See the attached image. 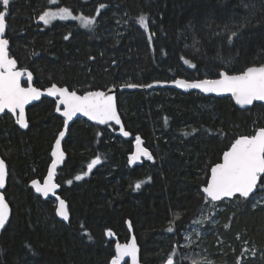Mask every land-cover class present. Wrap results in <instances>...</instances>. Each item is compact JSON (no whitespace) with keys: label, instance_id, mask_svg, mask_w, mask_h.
Returning a JSON list of instances; mask_svg holds the SVG:
<instances>
[{"label":"trees","instance_id":"obj_1","mask_svg":"<svg viewBox=\"0 0 264 264\" xmlns=\"http://www.w3.org/2000/svg\"><path fill=\"white\" fill-rule=\"evenodd\" d=\"M101 4L105 7L97 13ZM59 8L73 16H95L96 23L89 30L78 20L49 26L38 20L43 11ZM8 10L10 57L33 73L38 88L56 84L83 94L176 78L214 79L224 62L230 73L264 63V0H15ZM142 14L148 31L137 23ZM237 29L239 36L229 44L228 35ZM116 97L128 141L115 135L112 125L78 120L69 128L67 158L56 174L68 224L56 218L52 201H42L29 188L30 181L45 176L52 142L62 128L52 112L54 102L42 99L29 107L27 132L2 117L0 155L8 171L4 196L11 218L0 236V264H110L115 242L106 233L124 243L126 223L143 264H165L170 256L174 264H189L181 262L178 247L208 203L201 191L210 166L236 138L264 128V105L240 111L230 98L170 89L118 92ZM137 136L153 160L129 166ZM97 157L100 163L90 172L87 166ZM260 188L264 183L257 193ZM250 200L234 197V207L226 206L219 217L217 235L201 243L213 264H224L218 257L248 239L261 258L239 264H264V207L251 208ZM233 257L230 253L231 264Z\"/></svg>","mask_w":264,"mask_h":264},{"label":"snow or ice","instance_id":"obj_2","mask_svg":"<svg viewBox=\"0 0 264 264\" xmlns=\"http://www.w3.org/2000/svg\"><path fill=\"white\" fill-rule=\"evenodd\" d=\"M55 4L57 0H49ZM12 0H0L3 10H0V114H13L16 119L15 123L20 128H27L28 123L25 118V106L31 101L38 100L41 91L32 86V73L27 72L28 86L23 87L21 79L25 75V71L16 70V60L9 58V40L5 38L6 33V17ZM105 6L101 4L97 9ZM75 19L80 22V26L91 30L96 23V17L73 16L68 8H59L57 11L45 10L38 16V20L44 25H49L53 20ZM137 23L148 31V18L145 14L137 18ZM240 27H243L241 25ZM239 36V29L231 31L228 35V43H233V38ZM68 39L67 36L64 37ZM151 42V36H149ZM182 59H184L182 57ZM185 64L190 62L184 59ZM195 67V65H190ZM227 63L224 62V68L218 72L217 78L214 79H198L184 80L176 79L172 81L176 87L188 89H198L201 93H215L216 95L230 94L236 105L240 107L252 105L254 101H264V63L258 65L253 64L243 68V70L231 73L227 70ZM161 83V82H156ZM128 88H136V84L125 85ZM143 87H153V85H144ZM47 95L56 97V112L64 117V125L68 126V122L77 114L87 117L89 120L96 121L98 124H108L114 121L115 124H121L120 117L117 112L115 97L106 94L104 91H86L79 95L76 91H69L67 87H57L52 84L47 89ZM63 106V110H61ZM123 136H129V133L123 128L120 129ZM195 131V130H193ZM187 135V133H186ZM65 136L64 131L59 132V136L55 140V144L51 151L52 161L48 168L46 177L41 184L37 180H32L31 185L37 193L47 197L49 193L55 194L59 187L55 183L57 165L65 159V154L61 150V138ZM140 156L147 160H153V156L147 148L142 147L140 136L136 137V153L130 157L129 163L138 159ZM100 163L97 157L88 164L91 170L94 165ZM85 172L83 175H87ZM7 168L5 161L0 159V188H4ZM76 180H81L82 176L77 175ZM258 181L264 183V128H258L252 135H241L231 143L230 147L223 151L221 162L210 166L207 176L206 185L202 188L204 197L215 205L225 199H232L239 195L240 198H248L254 189L257 188ZM71 183V181H68ZM141 182L135 184V189L141 187ZM56 214L63 220L69 219V213L65 201L59 199L56 208ZM9 220V205L6 203L3 195H0V229H3ZM169 232L173 229L169 228ZM108 236L112 235L111 231H107ZM91 239V237H89ZM137 244L135 239L125 244H115V255L111 259L110 264H122L125 257L130 258L131 264H137ZM166 264H174L173 258L170 256ZM239 264V261H238Z\"/></svg>","mask_w":264,"mask_h":264},{"label":"water","instance_id":"obj_3","mask_svg":"<svg viewBox=\"0 0 264 264\" xmlns=\"http://www.w3.org/2000/svg\"><path fill=\"white\" fill-rule=\"evenodd\" d=\"M14 1H15V0H12V2H14ZM2 7H3V6H2ZM8 16H9V10H8V15H7V17H6V25H7V27H6L5 38H6L7 28H8V23H7V18H8ZM6 39H7V38H6ZM8 52H9V58H10V59H14V58L10 57V43H9V47H8ZM16 70L25 71V75H24V76L22 77V79H21V84L23 83V81H27V74H26V73H27V72H31V71H29V70H27V69H20L19 66H18V64H16ZM31 73H32V72H31ZM32 76H33V79H32V81H31V83H32V86L35 87V86H34L35 77H34L33 73H32ZM176 79H184V78H176ZM176 79H174V80H176ZM202 79H205V78H202ZM208 79H209V78H208ZM174 80H171V81H168V82L159 81V82H161V83L152 82L151 85H153V87H150V88H149V87H143V86H138V87H136V88H128V87H126V86H120L118 89H116L115 87H109V88H107L106 90H99V91H104L106 94L113 95V96L115 97V103H116V107H117V109H118V104H117V97H116V96H117V93H118V92H119V93H124V92H134V91H145V92H149V91H152V90H158V89H170V90H174V91L180 92V93H182V94L197 93V94H200V95H202V96H205V97H212V98H230V99L232 100L233 104L235 105V107H236L238 110H240V111H245V110L251 109V108H253V106L256 105V104L264 105V101H254L252 105L244 106V107L242 108V107H240L239 105H236V104H235V102H234V100L231 98L230 94L216 95L215 93H201L198 89H188V90H185V89H183V88H178V87H176L173 83H171V82L174 81ZM184 80H186V79H184ZM197 80H198V79H197ZM188 81H192V80H188ZM157 82H158V81H157ZM148 85H149V84H148ZM27 86H28V81H27ZM27 86H26V87H27ZM23 87H24V86H23ZM50 87H51V86H50ZM57 87H60V86L57 85ZM35 88H36V87H35ZM48 88H49V87H46V88H44V89H39V90L41 91V96H40V98H39L38 100L31 101L29 104H27V105L25 106V118H26V121H27V123H28V127H27V128H20L19 125L15 123V119H16V117H15L13 114L8 113L7 110H5V113L0 114V117H1L2 115H4V114H9V115H11L12 118H13V121H14V126H16V127H17L20 131H22V132H25V131L27 132L30 123L28 122V116H27V113H26V112L28 111L29 107H31L32 105H35V104L39 103L42 99H48V100H52V101L55 102V108H54V111H53V112H54V115H55V116H57V117H59V118L62 119L63 124H62V128H61L60 131H64V132H65V136H64L63 138H61V150H62V151L64 152V154H65V159H64L63 161H61V162L58 163V165H57V170H56V174H58V171L64 166V163H65L66 158H67V154H66L65 149H64V144H65V141H66L67 136H68V133H69V128H70V126L72 125V123H74V122H76V121H78V120L85 121L86 123H88V124H90V125H98V126H102V127L107 126V125H112V126H114V127L117 129V132H116L117 134H116V135H118L120 138H122V139L125 140V141H128V140L130 139V134H129V136L125 137V136L122 135V133H121V131H120L121 128H123L125 131H126V129H125L124 123H123V121H122V117H121V115H120V113H119V110H117L118 115H119L120 120H121V124H119V125L115 124L114 121H110L108 124L101 125V124H98L96 121L89 120L87 117H85V116H83V115H81V114H77L76 116H74V117L72 118V120H70V121L68 122V126L65 127V125H64V117H63L59 112H56V110H55V109H56V99H57V98H56V97H50V96L47 95V89H48ZM37 89H38V88H37ZM69 91H70V90H69ZM94 91H97V90H94ZM77 94L82 95V94H80V93H77ZM83 94H84V93H83ZM61 110H63V106H61ZM60 131H59V132H60ZM59 132H58V134L55 136V139H54V141L52 142V145H51V150H50V153H49V155H50V163L48 164L46 174H44V175H45L44 178H45L46 175H47L48 168H49V166H50V164H51V161H52L51 151H52V148H53V146H54V144H55V140H56L57 137L59 136ZM127 132H128V131H127ZM128 133H129V132H128ZM142 147L147 148V147L143 146V144H142ZM147 149H148V151L151 153V150H150L149 148H147ZM135 153H136V141H134V142H133V145H132V154H131V157H132ZM151 155H152V153H151ZM0 159H2L1 155H0ZM2 160H3V159H2ZM145 160H147L145 157L140 156L138 159L133 160L132 165H133V166H138V165H140V164H141L143 161H145ZM220 162H221V160H220ZM5 163H6V162H5ZM97 166H98V164L94 165L93 168L90 170V172H91L93 169H95ZM6 168H7V166H6ZM7 173H8V171H7ZM7 176H8V175H7ZM56 176H57V175H56ZM56 176H55V178H54V179H55V183H57V181H56V180H57V177H56ZM44 178H43V180H44ZM43 180H42L41 182H40L39 180H37V181L40 182V183L42 184V183H43ZM7 181H8V177H6V182H5V186H4V188H0V195H3V196H4V191H5V188L7 187ZM57 184H58V183H57ZM58 185H59V184H58ZM259 186H260V181H258L257 188L254 189L253 193H251V194L249 195L248 198L254 196V195L257 193V190H258V187H259ZM29 188H31L32 191H33V193H34V195L40 197L42 201H49V200H51V201H55V213H56V208H57V206H58L59 199H63V198L61 197V195H60V190H61L60 185H59V187L56 189L55 194L49 193V195H48L47 197L43 196V195L40 194V193H37V192L35 191V189L32 187V185H31V181H30V183H29ZM201 194L203 195L202 191H201ZM203 196H204V195H203ZM237 196L239 197L238 194H237ZM4 198H5V196H4ZM248 198H243V199H248ZM232 199H233V198H232ZM63 200H64V199H63ZM225 200H229V199H225ZM230 200H231V199H230ZM5 201H6V203L9 205V203H8L7 200H6V198H5ZM64 201H65V200H64ZM216 203H217V202H216ZM65 204H66L67 211H68V206H67V202H66V201H65ZM10 213H11V207H10V205H9V220H8V222L6 223L5 227L9 224V221H10V218H11V214H10ZM56 216H57V219H58L59 221L63 222L64 224H68L70 217H69V219H68L67 221H65V220H63L61 217H59L57 214H56ZM126 226H127V231H128V233H129V238H128V240H127L126 242H124V243H120V242H118V238H117L116 235H114L113 233H112L111 236H108L107 234H106V235L108 236V238H111V239L115 242V244H116V243L125 244V243L129 242L130 240L135 239L136 244H137V249H138V251H137V264H143V263L141 262V259H140L141 249H140V246L138 245V242H137V239H136L135 234H133L134 231H133V229H132V226H131L130 223H126ZM5 227H4L3 229H0V236H1L2 232L4 231ZM263 250H264V247H263ZM168 259H169V258H168ZM168 259H167V260H168ZM110 260H111V259H110ZM110 262H111V261H110ZM122 264H131V260H130V258L125 257L124 262H122ZM165 264H166V263H165Z\"/></svg>","mask_w":264,"mask_h":264},{"label":"rangeland","instance_id":"obj_4","mask_svg":"<svg viewBox=\"0 0 264 264\" xmlns=\"http://www.w3.org/2000/svg\"><path fill=\"white\" fill-rule=\"evenodd\" d=\"M67 20L75 19H65L63 21ZM55 21H60V19L53 20L50 24ZM133 141H136V138ZM130 157L131 154L128 158V164L129 166H132V163H129ZM260 190L262 191L261 193H256L251 197V208H255L257 205H262L264 207V190L261 188ZM231 201L232 199L223 200L221 202L215 203V205L208 201V203L204 205L200 215L188 225L187 229L183 233V236H181V245L178 247V252L181 254L179 256L181 262L187 261L189 262V264L214 263V260L211 257L206 256L205 252L202 249L201 243H203L206 237H214L215 235H217L218 225L220 223L219 217L221 216L222 212L225 211V208L228 205H230V208L234 207V205L231 204ZM51 204L54 206L55 202H51ZM241 234L242 233L235 237V239L238 240V238L242 236ZM226 242L227 240H225L224 244H227ZM176 252L177 251H175V253ZM230 253H234L235 255V257H233L231 261L234 264H238V261L239 263L241 261H248L252 257H257L258 259L261 258V252L257 249V246L256 244H254V240L252 239L244 241L239 240L236 244H232L231 248H228V250L225 251L226 256L224 258H221L219 256L218 259L220 258V260H224V264H231L230 259H228ZM166 260L167 259H165V261Z\"/></svg>","mask_w":264,"mask_h":264},{"label":"flooded vegetation","instance_id":"obj_5","mask_svg":"<svg viewBox=\"0 0 264 264\" xmlns=\"http://www.w3.org/2000/svg\"><path fill=\"white\" fill-rule=\"evenodd\" d=\"M22 86H24V87H26L27 86V81H23V83H22ZM34 86L36 87V88H38V85L36 84V80L34 81ZM38 89H44V88H38ZM41 102V101H40ZM52 102H54V101H52ZM38 104V103H37ZM54 108H55V102H54ZM54 110V109H53ZM53 112V111H52ZM54 113V112H53ZM6 116H9L10 118H11V120H12V122H13V125H14V121H13V118H12V116L11 115H9V114H5ZM5 115H2L1 117H0V120L2 119V117H4ZM39 181H42V180H39ZM62 197V196H61ZM49 201H51V200H49ZM52 202H54V201H52Z\"/></svg>","mask_w":264,"mask_h":264},{"label":"bare ground","instance_id":"obj_6","mask_svg":"<svg viewBox=\"0 0 264 264\" xmlns=\"http://www.w3.org/2000/svg\"><path fill=\"white\" fill-rule=\"evenodd\" d=\"M21 69V68H20ZM28 70V69H27ZM156 82V81H155ZM164 82V81H163ZM5 115V114H4ZM62 120V119H61ZM63 122V121H62ZM63 124V123H62ZM96 126H98V125H96ZM116 132H117V129H116ZM117 134V133H116ZM115 134V135H116ZM118 136V135H117ZM134 142V141H133ZM143 144V143H142ZM132 145H133V143H132ZM144 145V144H143ZM132 154V153H131ZM49 157H50V155H49ZM49 163H50V161H49ZM133 166V165H132ZM47 167H48V165H47ZM90 171V170H89ZM59 172V171H58ZM57 177V176H56ZM44 178V177H43ZM35 180H37V179H35ZM43 180V179H42ZM57 181V180H56ZM41 182V181H40ZM36 196V195H35ZM40 198V197H39ZM41 199V198H40ZM55 202V201H54ZM55 208V207H54ZM56 214V213H55ZM57 218V217H56Z\"/></svg>","mask_w":264,"mask_h":264}]
</instances>
